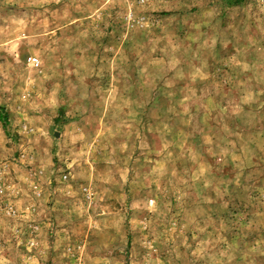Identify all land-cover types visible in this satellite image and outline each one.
I'll use <instances>...</instances> for the list:
<instances>
[{
	"label": "rangeland",
	"instance_id": "374dc122",
	"mask_svg": "<svg viewBox=\"0 0 264 264\" xmlns=\"http://www.w3.org/2000/svg\"><path fill=\"white\" fill-rule=\"evenodd\" d=\"M0 114V264H264V0H0Z\"/></svg>",
	"mask_w": 264,
	"mask_h": 264
},
{
	"label": "built area",
	"instance_id": "2783aa9c",
	"mask_svg": "<svg viewBox=\"0 0 264 264\" xmlns=\"http://www.w3.org/2000/svg\"><path fill=\"white\" fill-rule=\"evenodd\" d=\"M29 61L33 64V65H38L39 64V59L36 57H30Z\"/></svg>",
	"mask_w": 264,
	"mask_h": 264
},
{
	"label": "trees",
	"instance_id": "16d2710c",
	"mask_svg": "<svg viewBox=\"0 0 264 264\" xmlns=\"http://www.w3.org/2000/svg\"><path fill=\"white\" fill-rule=\"evenodd\" d=\"M235 1H237V2H241V1H244V0H235ZM0 121H2V122H6V114H0Z\"/></svg>",
	"mask_w": 264,
	"mask_h": 264
}]
</instances>
